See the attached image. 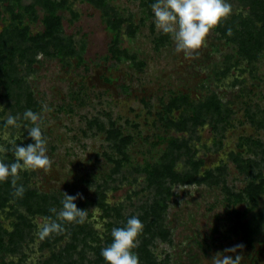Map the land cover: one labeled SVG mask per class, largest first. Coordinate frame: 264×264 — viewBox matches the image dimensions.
Listing matches in <instances>:
<instances>
[{
	"label": "rangeland",
	"instance_id": "374dc122",
	"mask_svg": "<svg viewBox=\"0 0 264 264\" xmlns=\"http://www.w3.org/2000/svg\"><path fill=\"white\" fill-rule=\"evenodd\" d=\"M68 1L76 16L62 13L65 32L82 48L81 57L62 56L54 49L52 56L40 53L31 63L17 56L15 68L20 86L13 85L14 94L4 85L0 87V145L8 152L12 145L4 139L5 130L8 139H15L21 147L35 141L27 126L7 127V116L18 115L19 123L31 126L30 121L23 120L25 111L41 113L45 105L52 109L41 124L51 169L22 171L17 184L50 197L52 202L59 198L61 206L64 193L82 194L83 198H77L75 203L80 204L79 209L89 211L85 224L102 241L101 245L113 228L125 226L129 218H139L144 228L133 249L139 256L137 248L147 227L143 211L161 199V190L150 187L143 168L158 162L170 138L176 137L188 142L191 152V156L176 163V171L185 173L191 161L200 160V176L210 171L215 179L171 185L164 223L168 237L159 233L149 245L158 263L206 264L215 253L243 244L237 253L243 256L242 264H264V192L257 202L231 199V193L243 192L252 180L240 172L233 157L241 155L249 161L254 176L264 172V50L253 62L240 60L237 45L213 29L204 46L186 58L183 52H176L171 35L165 45L160 44L169 34L156 28L150 0H107L127 22L121 45L126 55L121 63L114 64L105 60L112 33L102 10L85 1ZM23 2L29 4L31 0ZM227 2L233 12L224 21L248 14L237 0ZM6 16L7 22L0 21V31L11 23ZM41 30L40 23L31 25L33 34ZM28 91L32 93L31 105ZM212 96L221 103L222 116L209 111L205 113L207 121L192 131L180 132L170 125L169 121L178 122ZM174 100L187 103L168 111ZM110 130L130 137L125 154L119 153L108 138ZM15 161L14 156L12 162ZM91 186L95 191L90 190ZM102 193L106 203L119 211L106 215L100 209ZM96 207L100 214L93 220L91 211ZM19 209L31 226L25 230L23 244L8 256V264H68L69 256L64 251L70 235L58 241L55 233L41 239L39 229L47 217L32 216ZM7 211L0 212V220L11 231L19 220ZM256 218H261L262 224L255 232ZM87 242L88 246L97 245L89 239ZM95 254L80 242L74 255L76 264H88L96 259ZM139 260L143 264L140 257Z\"/></svg>",
	"mask_w": 264,
	"mask_h": 264
},
{
	"label": "trees",
	"instance_id": "16d2710c",
	"mask_svg": "<svg viewBox=\"0 0 264 264\" xmlns=\"http://www.w3.org/2000/svg\"><path fill=\"white\" fill-rule=\"evenodd\" d=\"M9 1L11 3L10 6L5 8L1 6L2 3ZM81 1L88 2L102 10L107 29L112 33L108 56L105 57V60L107 62L111 60L114 64L121 63L123 56L126 55V52L121 48L124 26L127 23L126 19L110 7L107 0ZM237 1L241 3L248 14L234 15L231 20L223 21L214 30L219 32L227 42L237 45V54L240 60L246 59L249 62H253L258 59L264 50V0ZM150 3L155 2L150 0L148 2L149 7L151 6ZM65 11L76 16L72 9V3L68 0H31L29 4H25L23 0H0V21L7 22L6 14L11 19V23L6 26L4 25L0 31V87L4 85L9 93L12 92L14 94L13 85L20 86L19 82L21 81L17 78V70L15 68V58L17 56L31 63L40 53L45 56H52L55 53H52L51 50L54 49L62 56L76 55L81 57L82 48H78L76 42L66 36L64 16L62 14ZM37 23L42 25V30L33 34L31 25ZM129 27L131 28H129V32H132L133 25ZM229 28L233 32L231 36L227 35ZM169 38L170 34L161 39L160 44L165 45ZM32 99V93L28 91L27 101L29 105H31ZM184 103H187V101L180 103L179 100H174L172 106L168 107V111L179 108ZM209 111L219 116L223 114L221 103L215 96H212L204 103H200L198 108L194 106L192 111L178 122H169L171 126L180 132L192 131L195 127L207 121L205 113ZM108 138L119 153L125 154L126 145L131 142L130 137H122L117 131L113 132L110 130ZM168 143L167 151L160 160L143 168V173L146 175V182H148L150 187H156L161 190V199H157L143 211V221L147 223V227L145 229L146 233L143 235V242L137 248L143 264H159L157 257L149 245L159 233L163 238L164 235L166 238L168 237L164 223L169 207V200L167 198L172 196L170 192L171 185H190L195 182L206 183L215 179L214 174L210 171L206 172L204 176H200V169L202 167V161L200 160L198 162L191 161L190 170L185 173H178L176 171V163L186 155L187 157L191 156L188 148L189 145L188 142H183L176 137L170 138ZM13 158L11 149L7 153L4 162L11 163ZM233 161L236 163L240 172L250 175L249 177H252V180L243 192L231 193V199L235 202H241L247 198L252 202H257L260 195L264 192V172H259L255 176L252 175L249 161L244 160L241 155L233 157ZM116 166L118 167L120 165L116 162ZM17 186H20V184H17ZM24 189L25 192L22 198L15 197L13 195L14 189L12 182L9 180L0 182V212H5L8 209L7 214H14L19 220L18 224L13 225V230L11 231L5 228L0 220V264H8L6 261L8 256L23 244L25 230L31 226V222L21 213L19 207L21 209L23 208L29 215L35 216L43 214L47 218L52 217L55 220V215L49 210L52 208L57 209L61 206L59 198L53 199L52 202L51 198L44 194H39L25 187ZM98 205L106 215L119 211L118 208H114L106 203V195L103 193L101 194ZM77 206L80 207V204ZM261 224V218H256L253 231L256 232ZM62 226L65 228V231L57 234L58 238L56 240L64 239V236L67 234L70 235L71 241L64 251L69 256L68 264L77 263L74 255L78 251V244L82 241L84 246L95 250L96 253V259L90 261L88 264H108L103 259L101 251L113 242L112 236H107L104 245H101L102 241L98 239L92 229L89 230V227L85 223L62 222ZM244 230L247 239L251 240L250 233L246 228ZM88 239L91 243L97 245L94 247L88 246Z\"/></svg>",
	"mask_w": 264,
	"mask_h": 264
},
{
	"label": "clouds",
	"instance_id": "9594fccd",
	"mask_svg": "<svg viewBox=\"0 0 264 264\" xmlns=\"http://www.w3.org/2000/svg\"><path fill=\"white\" fill-rule=\"evenodd\" d=\"M150 7L155 16L156 28L164 34H170L176 43V52H183L186 58L202 48L210 32L233 12L232 5L227 0H157ZM232 34V29L229 28L227 35L231 36ZM50 111L52 109L46 105L43 106L41 113L31 109L25 111L23 120L30 121L31 126L19 123L21 118L18 115H9L5 120L7 127L22 128L27 126L29 136L35 141L34 144L21 147L16 144L15 139H8L7 130L3 133L4 139L12 145V155L16 157V161L5 163L8 149L0 145V154H2L0 155V182L11 177L15 197L22 198L25 192L23 185L17 186L19 173L51 169L52 161L47 155V141L41 127L45 114ZM90 190L95 191L93 186ZM77 198H83L82 194L78 193L77 196H72L64 193L60 211L57 212L56 208L49 210L56 219L46 218V222L39 229L41 239L49 237L53 233H63L65 228L62 226V222L84 224L88 221L89 211L77 207L75 203ZM91 212L92 219L95 220L100 214V209L96 207ZM143 228V223L137 217L129 218L124 227L113 228L111 230L113 242L101 251L103 259L108 264H140L139 256L133 252V249L137 247V240ZM243 247V244H237L224 249L223 252H217L211 261L206 260V264H242L243 256L237 253ZM229 253L234 254L235 258L233 259Z\"/></svg>",
	"mask_w": 264,
	"mask_h": 264
}]
</instances>
